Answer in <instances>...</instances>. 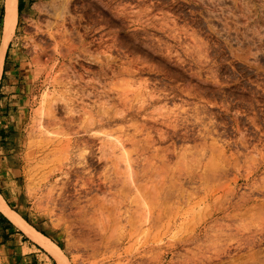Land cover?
<instances>
[{"label": "rangeland", "instance_id": "rangeland-1", "mask_svg": "<svg viewBox=\"0 0 264 264\" xmlns=\"http://www.w3.org/2000/svg\"><path fill=\"white\" fill-rule=\"evenodd\" d=\"M17 10L0 74L10 209L68 264H264V0ZM37 27L62 33L40 70Z\"/></svg>", "mask_w": 264, "mask_h": 264}, {"label": "bare ground", "instance_id": "bare-ground-1", "mask_svg": "<svg viewBox=\"0 0 264 264\" xmlns=\"http://www.w3.org/2000/svg\"><path fill=\"white\" fill-rule=\"evenodd\" d=\"M4 12H5V14H4L3 34H2L3 38L1 39L2 42L0 45V74H1L2 64H3L4 53H5V50L7 48V45L9 43L12 35L14 34L15 25L17 23V18H18L17 17L18 16L17 0H5V11ZM55 12H57V11H55ZM63 15H64V13H63ZM57 17H59V16L57 15ZM48 23L50 25L51 22L48 21ZM48 23H47V25H48ZM57 25H59V24L57 23ZM54 27H56V25ZM60 27H61V25L58 26L56 29H58ZM37 28H36L37 29L36 32L38 33V35H40V36L44 35L45 36V41L43 40L44 42L42 41V43L40 42L39 44L34 45V48H33V50H34V62L36 63L38 70H40V64L48 63L49 61L52 60V58L54 56L59 57L60 51L57 49V45H58L57 40L60 38L59 34H62V33L58 32L59 29H58V31L57 30L52 31L55 29V28L53 29V27H52V29H50V28L42 29V27L41 28L37 27ZM61 28H63V27H61ZM65 32H66V30H65ZM64 37L65 36H63V38ZM65 39H67V38H64V40ZM50 40L53 41V43H54V46H55L54 49L49 48L50 45L47 44V43H49ZM70 49H69V52H70ZM58 63H59V61H58ZM60 68H62V67H60ZM50 70H52V69H50ZM55 70H57V69L55 68ZM45 73H47V72H45ZM52 83H53V81H52ZM41 116H43V115H41ZM0 211L3 212L17 226L23 228L29 235H32V237L35 238L39 244H41L47 251H49L57 259L59 264H68L66 258L63 256L60 249L53 242H51L49 239L45 238L44 236L37 234L36 232L34 233V231L31 228L25 227L22 218L20 216H18V214H16L15 212H13L11 209H9L7 207L6 203L2 199L1 195H0Z\"/></svg>", "mask_w": 264, "mask_h": 264}, {"label": "crops", "instance_id": "crops-1", "mask_svg": "<svg viewBox=\"0 0 264 264\" xmlns=\"http://www.w3.org/2000/svg\"><path fill=\"white\" fill-rule=\"evenodd\" d=\"M1 197L10 209L9 204L13 202L11 195L6 191ZM23 222L25 227H29L34 233L42 235L33 227H30L24 220ZM0 254L9 260L10 264H59L57 259L39 244L32 235H29L23 228L17 226L1 211Z\"/></svg>", "mask_w": 264, "mask_h": 264}]
</instances>
